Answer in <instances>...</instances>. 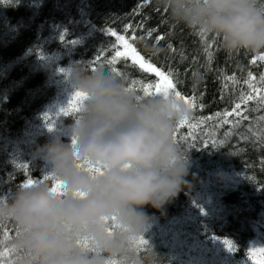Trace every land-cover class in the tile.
<instances>
[{"label":"trees","instance_id":"obj_1","mask_svg":"<svg viewBox=\"0 0 264 264\" xmlns=\"http://www.w3.org/2000/svg\"><path fill=\"white\" fill-rule=\"evenodd\" d=\"M257 2L264 7V0ZM113 31L135 36L141 55L170 67L177 90L203 105L190 109L191 124L231 111L251 91L245 83L249 73L257 87L264 75V61L253 63L264 51H227L218 36L201 37L199 30L172 21L155 0H0V195H11L29 177L45 181L46 168L32 155L36 144L57 133L67 141L78 118L57 115L67 102L65 82L62 73L49 75L45 61L55 58L63 66L84 59L99 68V57L106 65L117 43ZM108 67L122 73L127 87L152 78L130 61ZM133 92L143 95L139 85ZM242 107L247 120L235 127L206 121L195 129V141L188 125L176 129L191 163L189 186L163 209L144 206L152 217L144 239L162 257L160 264H251L250 249L264 244V107L258 100ZM46 115L56 123L52 131ZM18 228L11 219H0V249L11 246Z\"/></svg>","mask_w":264,"mask_h":264},{"label":"clouds","instance_id":"obj_2","mask_svg":"<svg viewBox=\"0 0 264 264\" xmlns=\"http://www.w3.org/2000/svg\"><path fill=\"white\" fill-rule=\"evenodd\" d=\"M155 2L177 24L218 36L227 51H264L257 0ZM44 68L52 77L62 73L67 101L79 91L83 104L67 141L53 134L32 152L51 179L0 195V219L19 227L17 264H160L150 244L140 252L136 241L152 219L144 206L163 209L189 186L187 148L174 136L190 116L188 104L174 94L143 97L84 59L60 66L51 58ZM53 182L63 197L52 198ZM83 239L90 248L78 244Z\"/></svg>","mask_w":264,"mask_h":264},{"label":"snow or ice","instance_id":"obj_3","mask_svg":"<svg viewBox=\"0 0 264 264\" xmlns=\"http://www.w3.org/2000/svg\"><path fill=\"white\" fill-rule=\"evenodd\" d=\"M264 8V7H262ZM151 35V30L148 33ZM206 32L203 30H199V35L201 37L205 36ZM111 36L116 38V46L114 49V55L110 60L107 61V64L100 63V58L97 57L96 64H99L100 69H105L109 65H114L118 60H123L125 63L131 62L133 67L138 68L139 72L144 73L145 75L151 74V79L146 82L143 79L133 81L132 87H128V90L134 91L136 90V86L139 85V91L143 93V97H154L158 95H163L167 97L168 95L174 94L176 97L182 99L186 104H188L189 108L193 107H203V105H197L196 98L193 96L189 98L186 95H183L180 91L177 90V84L173 79V71L171 68H162L156 66L155 62L151 59V57L145 58V56L141 55V53L134 46V42L136 37L132 36L130 39L126 38L125 35H118L117 32H111ZM158 40L164 39L163 36L157 37ZM122 45V50H117ZM256 60L264 61V53H260L258 57L254 58L253 63ZM92 71H96L97 67L95 64L90 67ZM109 68V67H108ZM62 72L63 69H60ZM109 71L123 79L122 73L118 72L115 67L109 68ZM231 80H235V77H229ZM255 77L252 73H249L248 80L245 81L246 84L249 85L251 91L247 94H242L240 97V101L235 103L234 107L231 111L225 110L224 112H217L213 116L202 117L200 120L196 122V124H191L189 118L182 120L177 126L176 129H180L184 125H188L189 132L188 137H191L193 141L197 139L195 129L199 126V124L205 123L206 121L219 120L221 124H233V126H237L240 122L241 118L243 120H247L248 117L245 115V110L242 107L243 105H247L249 101L258 100L262 107H264V75L260 76V86L257 87L255 85ZM83 104L82 94L79 91H76L72 94V96L67 101L66 105H63L59 108L57 115L69 116L76 115L79 113L81 106ZM235 117L236 120H232L231 118ZM46 127L49 131H52L55 128L56 123L52 120L50 115L45 116ZM261 120L264 121V117H261ZM75 123H78V119L75 120ZM230 133H226L229 135ZM176 141L178 142L177 133L174 134ZM188 137H184L187 139ZM191 146V145H190ZM24 168L27 169V165H24ZM95 171L94 169H90ZM44 180H50L51 177L47 174L43 177ZM38 182L37 180H33L32 178L26 179V181L21 185V187L30 186L34 183ZM50 194L52 198L63 197L65 195L62 186L58 183L53 182L50 188ZM19 234V228L16 230V235ZM5 237H8L10 233L7 229H4ZM78 244L84 248H90V243L87 239H83L78 241ZM148 244V241L144 239V237L139 238L136 241V246L139 249L142 246ZM224 244L230 251H235V245L232 241L228 239H224ZM15 256L16 259H12ZM19 257L17 256L16 248L11 244V246L5 245L3 249H0V264H17V260ZM248 259L251 261V264H264V244L260 247H252L248 253ZM109 264H118L116 260H110Z\"/></svg>","mask_w":264,"mask_h":264}]
</instances>
